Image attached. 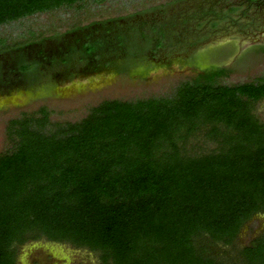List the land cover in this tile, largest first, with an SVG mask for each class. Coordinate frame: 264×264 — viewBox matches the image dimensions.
<instances>
[{"label": "trees", "instance_id": "16d2710c", "mask_svg": "<svg viewBox=\"0 0 264 264\" xmlns=\"http://www.w3.org/2000/svg\"><path fill=\"white\" fill-rule=\"evenodd\" d=\"M82 1L0 0V26ZM28 43L1 39L0 51ZM214 69L168 96L105 99L77 121H53L45 105L12 118L0 264H19L21 247L39 240L101 264H264V231L237 246L264 215V77L220 84L229 70ZM197 137L212 147L190 146Z\"/></svg>", "mask_w": 264, "mask_h": 264}, {"label": "rangeland", "instance_id": "374dc122", "mask_svg": "<svg viewBox=\"0 0 264 264\" xmlns=\"http://www.w3.org/2000/svg\"><path fill=\"white\" fill-rule=\"evenodd\" d=\"M183 1L185 0H85L70 7L37 13L2 25L0 39H5L7 44H14L28 39L33 40V35L40 37L42 34L43 37L52 38L63 35L77 26L89 27L107 23L109 20H118L112 23L116 22L124 26L131 24V28L134 26L138 28L142 26L140 18L157 17L156 15L161 12L165 14L173 12L178 20V13L182 17L187 13L181 6ZM180 6L182 10H179ZM179 23L176 22L177 25H182L183 21ZM207 31L205 30L200 38L202 40L200 42L202 45L200 44L201 47L198 49L200 58H196L197 62L195 61V66L202 75L205 76L212 66H216L229 70L228 75L219 78L220 84L244 83L264 77V50L250 48L243 42L245 41L243 35H239V40V36L235 33L224 34L210 41L207 40ZM139 34L140 32L137 34L136 43L140 53H144V57H137L133 62L129 61L124 65L123 72L110 76L102 74L98 79H91L87 84L78 79L64 83L59 77L52 79L39 74L41 76L38 80L44 82L38 84L41 86H32L27 82L24 89L17 87L13 95L0 102V154L11 147L7 136L9 121L19 117L23 112L32 113L45 105L52 111L53 121H77L85 117L91 107L105 99L129 100L168 96L174 93L180 82L199 76L196 71L173 72L170 68L163 70L153 68L145 54L148 40ZM182 41L174 37L169 38L167 41L169 51H177L183 47L186 43ZM203 41L205 42L202 43ZM74 59L75 63L81 65L78 57ZM255 113L264 122V99L256 105ZM191 145L204 146L205 149L212 147L211 143L205 144L199 137L193 138ZM263 231L264 215L260 214L243 227L237 246L249 244ZM18 262L19 264H101L97 255L87 249H78L67 243L48 240L30 241L24 244L20 249Z\"/></svg>", "mask_w": 264, "mask_h": 264}, {"label": "flooded vegetation", "instance_id": "af4514ba", "mask_svg": "<svg viewBox=\"0 0 264 264\" xmlns=\"http://www.w3.org/2000/svg\"><path fill=\"white\" fill-rule=\"evenodd\" d=\"M181 6L187 13L183 17L178 13V20L173 12L140 18L142 26L138 28L109 20L89 27L77 26L52 38L41 34L36 36V41L28 39L31 43L22 47L0 51V102L13 95L17 87L24 89L27 82L32 86L44 83L38 80L41 75L52 79L59 77L64 83L78 79L87 84L102 74L110 76L123 72L129 61L144 57L134 43L139 32L148 40L146 59L158 70L170 68L173 72L196 71L202 75L195 61L200 58L198 49L205 30L209 31L205 33L207 40L235 33L243 35V42L250 48L264 50V0H185ZM181 6L179 10H182ZM170 17L175 20L168 19ZM180 21L183 24L177 25ZM171 37L186 44L178 52L169 51L167 41ZM133 43V48H129ZM75 57L81 65L75 63ZM28 63L30 69L23 70L22 66ZM214 68L217 69L212 66L210 71Z\"/></svg>", "mask_w": 264, "mask_h": 264}]
</instances>
